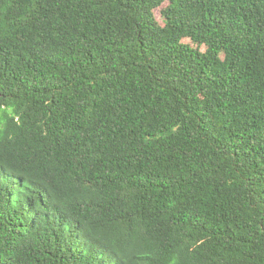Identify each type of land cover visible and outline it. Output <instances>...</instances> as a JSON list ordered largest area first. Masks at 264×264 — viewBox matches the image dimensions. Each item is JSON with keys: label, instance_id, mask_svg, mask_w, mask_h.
<instances>
[{"label": "trees", "instance_id": "1", "mask_svg": "<svg viewBox=\"0 0 264 264\" xmlns=\"http://www.w3.org/2000/svg\"><path fill=\"white\" fill-rule=\"evenodd\" d=\"M0 264H264V0H0Z\"/></svg>", "mask_w": 264, "mask_h": 264}, {"label": "rangeland", "instance_id": "2", "mask_svg": "<svg viewBox=\"0 0 264 264\" xmlns=\"http://www.w3.org/2000/svg\"><path fill=\"white\" fill-rule=\"evenodd\" d=\"M167 4V3H166ZM155 14H156V17L158 18V20L164 24V18L162 16V12H161V8H158L155 10ZM187 42H190V39H186Z\"/></svg>", "mask_w": 264, "mask_h": 264}]
</instances>
